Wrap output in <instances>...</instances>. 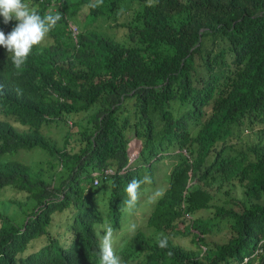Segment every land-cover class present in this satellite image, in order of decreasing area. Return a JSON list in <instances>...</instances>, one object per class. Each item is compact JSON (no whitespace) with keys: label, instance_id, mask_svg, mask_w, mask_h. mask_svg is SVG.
<instances>
[{"label":"trees","instance_id":"trees-1","mask_svg":"<svg viewBox=\"0 0 264 264\" xmlns=\"http://www.w3.org/2000/svg\"><path fill=\"white\" fill-rule=\"evenodd\" d=\"M24 2L61 19L20 69L0 47V264H87L101 214L118 227L127 183L164 159L168 201L150 218L170 201L191 245L135 236L125 254L264 264V0ZM175 220L162 213L160 233Z\"/></svg>","mask_w":264,"mask_h":264},{"label":"clouds","instance_id":"clouds-1","mask_svg":"<svg viewBox=\"0 0 264 264\" xmlns=\"http://www.w3.org/2000/svg\"><path fill=\"white\" fill-rule=\"evenodd\" d=\"M102 4L103 0H95L88 7L96 8ZM0 17L3 18L5 25L15 21L14 26L7 34L0 29V47L4 48L3 51L0 50L2 52L1 58H4L6 53L10 54L11 63L16 69H20L28 56L31 55L32 49L39 46L55 28L61 19V14L49 12L41 15L37 10L29 8L24 0H0ZM71 23L69 29L71 35L74 36L77 33V28ZM130 159L127 157V165L132 162ZM171 161V159H164L159 164L163 173L170 172ZM153 165L155 166L157 163H153ZM162 171L151 170V173H144L143 178H132L127 183L123 189L125 198L121 202V210L125 212L119 218L118 227L113 228L110 220L101 214L103 220L98 227L100 232L97 233L98 251H90L91 258L87 264H139L137 260L130 258L124 252V246L127 245V238L129 237H141L155 248H166L168 240L172 244L184 245L185 247L191 245V235L183 233L184 226H187V221L189 222L191 218L184 211H181L180 216L177 215V208L170 201L167 206L174 209V213L162 209L156 217L150 218L157 205L160 206L161 202L168 201L165 197L169 187L167 178L169 172L164 178ZM155 176H157L156 181H164L162 186H156ZM162 213L166 214L167 220L172 218L176 219L175 222L178 221L175 229L176 234H172L171 237V230H168L167 236L159 231L162 225H157V223L162 220ZM134 216H141V219L137 221Z\"/></svg>","mask_w":264,"mask_h":264},{"label":"rangeland","instance_id":"rangeland-1","mask_svg":"<svg viewBox=\"0 0 264 264\" xmlns=\"http://www.w3.org/2000/svg\"><path fill=\"white\" fill-rule=\"evenodd\" d=\"M72 25H74L75 26V24L74 23H71ZM176 102L177 101H173V107H176V105L178 104H176ZM51 135H52V137L53 138H56V139H58V133L56 134V132H57V130L56 129H51ZM247 136V135H246ZM138 147H139V142H137L135 139H131L130 141H129V143L126 145V155H127V157H130L131 159H130V161L132 160V158L135 156V153H137V149H138ZM17 157L19 158V159H23V160H28V158H30V156L28 155V154H26V153H24V152H20L18 155H17ZM157 163V165H152V171L154 170V169H157V170H161L162 171V167L159 165L161 162H156ZM156 163H154V164H156ZM169 171H167L166 173H163V171H162V173H163V175H164V178H166V175H167V173H168ZM156 177L157 176H155L154 177V179H155V181H156ZM163 183H164V181H156V186H162L163 185ZM1 207H3V205L1 204ZM198 214H201L202 216H206V215H208L206 212H203L202 210L198 213ZM134 217H136V219H137V221H139L140 219H141V216H134ZM220 233L218 232V233H216V235H219ZM216 235H215V237H216Z\"/></svg>","mask_w":264,"mask_h":264}]
</instances>
